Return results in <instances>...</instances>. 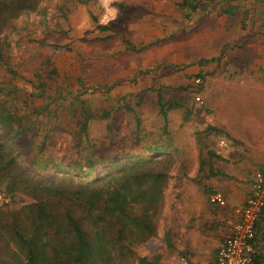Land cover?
I'll return each mask as SVG.
<instances>
[{"label": "rangeland", "instance_id": "obj_1", "mask_svg": "<svg viewBox=\"0 0 264 264\" xmlns=\"http://www.w3.org/2000/svg\"><path fill=\"white\" fill-rule=\"evenodd\" d=\"M179 3L0 0V143L25 178L0 207L3 225L32 201L35 181L74 187L95 177L106 178L104 186L111 175L146 164L164 173L161 201L153 209L132 204L129 212L150 213L154 234L117 238L108 227L110 256L93 264H149L150 252H166L171 223L198 195L208 199L210 171L238 160L235 149L218 147L223 135L201 91L199 37ZM158 95L180 105L165 119ZM152 145L162 146L155 152ZM58 205L64 213L66 202ZM69 208L79 215L76 205ZM13 249L0 240V257L17 264Z\"/></svg>", "mask_w": 264, "mask_h": 264}, {"label": "crops", "instance_id": "obj_2", "mask_svg": "<svg viewBox=\"0 0 264 264\" xmlns=\"http://www.w3.org/2000/svg\"><path fill=\"white\" fill-rule=\"evenodd\" d=\"M181 1L185 23L199 37L201 91L211 125L223 135L218 147L235 149L232 159L238 160L216 165L207 183L209 191L224 194L225 206L211 204L206 193L198 195L187 211L183 208L182 219L169 226L166 252H150L149 264H215L218 245L250 189L254 167L264 164V0H197L190 12ZM262 219L257 222L252 264H264Z\"/></svg>", "mask_w": 264, "mask_h": 264}, {"label": "trees", "instance_id": "obj_3", "mask_svg": "<svg viewBox=\"0 0 264 264\" xmlns=\"http://www.w3.org/2000/svg\"><path fill=\"white\" fill-rule=\"evenodd\" d=\"M181 7L193 11L197 8V0H182ZM162 100L158 95L159 112L165 119L169 110L180 105H165ZM161 146L152 145L151 148L156 152ZM2 148L3 143H0V184H6V191L0 189L8 198L11 193L20 191L17 184L25 178L22 179L21 172H15L14 157L4 153ZM215 173L210 171L209 175ZM163 177L164 173L155 171L152 165L135 164L108 177L104 186L106 178L97 180L93 177L74 187L40 179L33 185L35 196L32 201L16 212H9V223L3 225L0 218V240L8 245L10 241L16 247L17 251L13 249L10 257H14L17 264H93L104 259L105 255L110 256V248L105 244L109 243L105 236L108 227L114 229L117 238L125 232H132L138 241H142L154 234L151 214L146 211L138 216L131 214L129 208L139 202L145 203L148 209L155 208L161 201ZM17 178L22 180L14 181ZM63 201L66 202L64 213L57 208V204L62 207ZM69 203L79 208V215L73 214ZM260 218L264 220V208ZM92 230H95L94 237H90ZM0 264H10V261L0 257Z\"/></svg>", "mask_w": 264, "mask_h": 264}, {"label": "built area", "instance_id": "obj_4", "mask_svg": "<svg viewBox=\"0 0 264 264\" xmlns=\"http://www.w3.org/2000/svg\"><path fill=\"white\" fill-rule=\"evenodd\" d=\"M199 82V78L195 79ZM199 100V98H196ZM248 193L241 206L235 209L237 219L229 234L219 243L216 250L215 264H252L255 256L254 240L257 233L256 224L264 208V167L256 169ZM211 204L225 206V196L215 190L209 194ZM7 201L0 189V205Z\"/></svg>", "mask_w": 264, "mask_h": 264}]
</instances>
